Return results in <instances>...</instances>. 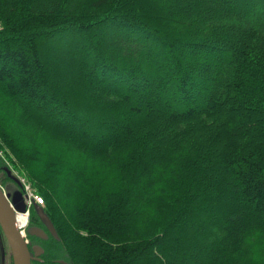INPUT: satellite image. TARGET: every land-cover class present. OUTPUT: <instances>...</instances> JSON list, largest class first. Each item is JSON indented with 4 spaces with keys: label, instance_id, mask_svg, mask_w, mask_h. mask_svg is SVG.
Instances as JSON below:
<instances>
[{
    "label": "trees",
    "instance_id": "obj_1",
    "mask_svg": "<svg viewBox=\"0 0 264 264\" xmlns=\"http://www.w3.org/2000/svg\"><path fill=\"white\" fill-rule=\"evenodd\" d=\"M167 1L161 15L147 0H0V92L19 131L50 127L135 181L77 210V264H242L264 235V0ZM59 36L81 39L103 113L58 94L44 58ZM190 225L188 245L173 238Z\"/></svg>",
    "mask_w": 264,
    "mask_h": 264
},
{
    "label": "rangeland",
    "instance_id": "obj_2",
    "mask_svg": "<svg viewBox=\"0 0 264 264\" xmlns=\"http://www.w3.org/2000/svg\"><path fill=\"white\" fill-rule=\"evenodd\" d=\"M147 4L153 7L157 14L162 15L163 11L169 10L167 0H147ZM63 38L59 36L50 40L48 52L44 58L45 66L58 94L67 97L76 111H82L88 116L103 113L104 106L101 102H96L86 87L84 72L87 71L81 64L82 56L85 55L82 54L84 45L81 46V39L77 38L78 45L74 48L71 41L68 44V41ZM140 47L143 48V46ZM0 97L3 100L0 105V122L3 120L8 130V137L0 133V153L13 168L14 174L25 181L26 186L43 197V194H46L44 197L46 204L51 206L60 221L63 220L62 225L65 227L62 230L63 238L66 236V230L71 235L74 233L81 236L83 232L77 224V210L87 201H95L98 206L106 207L108 204L103 203L110 200L111 194L125 186L130 187L135 181L132 180V176L121 173V169L117 166L95 160L90 152L84 154L75 144L64 140L62 133L50 127L44 125L40 132L35 128L31 129V125L26 132L19 131L13 113L16 111L15 108L6 101L2 92ZM45 116L51 119L55 117V113L47 111ZM57 116L62 118L60 113ZM93 130L90 128L89 131ZM140 221L138 220L137 224ZM208 222L204 220L203 223ZM160 223L164 225L166 221ZM200 230L201 226L190 225L184 233L176 231L173 238L185 245L194 237V232ZM213 241L212 236L206 241L201 239L194 251L201 252L203 244ZM66 248L69 253L67 244ZM245 254L243 258L234 257L233 259L242 261V264H264L263 234L256 235L251 245L245 249Z\"/></svg>",
    "mask_w": 264,
    "mask_h": 264
},
{
    "label": "flooded vegetation",
    "instance_id": "obj_3",
    "mask_svg": "<svg viewBox=\"0 0 264 264\" xmlns=\"http://www.w3.org/2000/svg\"><path fill=\"white\" fill-rule=\"evenodd\" d=\"M0 188L11 203L17 195L25 196L22 180L14 174L13 168L1 155ZM9 208L13 214V226L28 247L31 264H77L67 252L62 235V220L57 218L49 204L40 208L32 207L26 218L17 211V204H9ZM0 264H15L13 251L1 222Z\"/></svg>",
    "mask_w": 264,
    "mask_h": 264
},
{
    "label": "water",
    "instance_id": "obj_4",
    "mask_svg": "<svg viewBox=\"0 0 264 264\" xmlns=\"http://www.w3.org/2000/svg\"><path fill=\"white\" fill-rule=\"evenodd\" d=\"M9 204L11 203L8 200V196H6L0 188V222L9 239L15 264H31L28 247L19 232L13 226L14 219ZM13 204H17V209L19 211H25V203L21 195H17L14 198Z\"/></svg>",
    "mask_w": 264,
    "mask_h": 264
},
{
    "label": "built area",
    "instance_id": "obj_5",
    "mask_svg": "<svg viewBox=\"0 0 264 264\" xmlns=\"http://www.w3.org/2000/svg\"><path fill=\"white\" fill-rule=\"evenodd\" d=\"M28 200H29V204L36 203V204L43 205L45 203V200L43 197L36 195L31 190H29L28 192Z\"/></svg>",
    "mask_w": 264,
    "mask_h": 264
}]
</instances>
